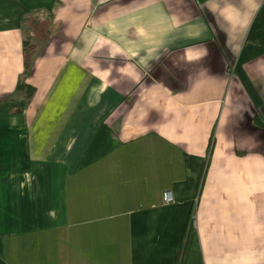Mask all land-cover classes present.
<instances>
[{
	"label": "crops",
	"instance_id": "crops-1",
	"mask_svg": "<svg viewBox=\"0 0 264 264\" xmlns=\"http://www.w3.org/2000/svg\"><path fill=\"white\" fill-rule=\"evenodd\" d=\"M179 255L264 264V0H0V264Z\"/></svg>",
	"mask_w": 264,
	"mask_h": 264
},
{
	"label": "rangeland",
	"instance_id": "rangeland-1",
	"mask_svg": "<svg viewBox=\"0 0 264 264\" xmlns=\"http://www.w3.org/2000/svg\"><path fill=\"white\" fill-rule=\"evenodd\" d=\"M29 25H31V28L35 30V36H39L45 32V30L48 28L49 25V19L45 20H39V19H34L29 22ZM28 46V43H27ZM28 50V49H27ZM30 56L31 54L27 55V64H30Z\"/></svg>",
	"mask_w": 264,
	"mask_h": 264
},
{
	"label": "trees",
	"instance_id": "trees-1",
	"mask_svg": "<svg viewBox=\"0 0 264 264\" xmlns=\"http://www.w3.org/2000/svg\"><path fill=\"white\" fill-rule=\"evenodd\" d=\"M27 68H29L28 64H27ZM17 89H24L26 92L27 98H29L34 92V87L28 83H25V82H19L17 84ZM179 263H180V255L177 259V264H179Z\"/></svg>",
	"mask_w": 264,
	"mask_h": 264
},
{
	"label": "built area",
	"instance_id": "built-area-1",
	"mask_svg": "<svg viewBox=\"0 0 264 264\" xmlns=\"http://www.w3.org/2000/svg\"><path fill=\"white\" fill-rule=\"evenodd\" d=\"M162 199L164 203H170L173 201L172 193L169 190H165L162 193Z\"/></svg>",
	"mask_w": 264,
	"mask_h": 264
}]
</instances>
